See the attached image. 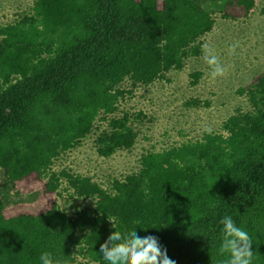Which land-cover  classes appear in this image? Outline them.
Listing matches in <instances>:
<instances>
[{
  "label": "trees",
  "instance_id": "1",
  "mask_svg": "<svg viewBox=\"0 0 264 264\" xmlns=\"http://www.w3.org/2000/svg\"><path fill=\"white\" fill-rule=\"evenodd\" d=\"M208 1L34 0L0 26V175L16 192H41L29 210L7 209L0 195V264H39L43 251L62 264H103L113 222L156 235L176 264H218L225 215L249 232L254 264H264V75L241 90L250 109L231 115L224 132L149 151L108 189L53 169L101 115L111 119L95 139L101 156L136 144L129 114L112 117L123 82L148 86L199 55L216 23ZM256 1L225 0L223 16L246 18ZM63 180L72 198L94 204L60 208Z\"/></svg>",
  "mask_w": 264,
  "mask_h": 264
},
{
  "label": "rangeland",
  "instance_id": "2",
  "mask_svg": "<svg viewBox=\"0 0 264 264\" xmlns=\"http://www.w3.org/2000/svg\"><path fill=\"white\" fill-rule=\"evenodd\" d=\"M34 0H0V26L15 20L19 14L29 11ZM207 9L215 18L213 30L201 39L210 44L227 72L215 80L209 77V68L203 61V53L189 56L184 68L172 69L164 77L148 86H133L130 80L122 84L126 94L118 101V110L112 115L121 118L129 114L130 123L138 132L136 144L109 157L98 153L96 137L109 129L107 116L101 115L94 131L81 144L66 151L53 169L67 170L93 178L103 188H110L114 179L140 170V159L149 151H162L183 143L201 139L210 133H222L223 124L238 111L250 109L248 89L264 75V0H257L248 17L233 20L223 16L225 0H209ZM230 46H235L230 53ZM197 79V80H196ZM143 114L139 117V114ZM66 180L58 197L60 208L73 214L74 206L86 207L94 199L72 198ZM0 195L7 209L22 207L39 209V190L16 192L10 187L5 171L0 175Z\"/></svg>",
  "mask_w": 264,
  "mask_h": 264
},
{
  "label": "clouds",
  "instance_id": "3",
  "mask_svg": "<svg viewBox=\"0 0 264 264\" xmlns=\"http://www.w3.org/2000/svg\"><path fill=\"white\" fill-rule=\"evenodd\" d=\"M234 47L230 46V53ZM201 49L203 61L210 70V79L215 80L224 76L227 68L221 64L213 47L204 43ZM206 131L210 133L211 129L208 128ZM219 225L215 252L222 259L218 264H254L255 256L252 248L254 241L249 232L243 226H238L230 215L223 216L219 220ZM113 228L115 230L99 247L98 253L103 264H176V261L168 256L167 248L160 243L156 235L140 236L135 231L136 228L117 230L114 222ZM38 261L39 264H62L59 258L48 251L41 252Z\"/></svg>",
  "mask_w": 264,
  "mask_h": 264
}]
</instances>
